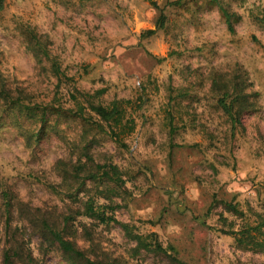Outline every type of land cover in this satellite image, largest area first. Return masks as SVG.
Here are the masks:
<instances>
[{
  "label": "rangeland",
  "instance_id": "rangeland-1",
  "mask_svg": "<svg viewBox=\"0 0 264 264\" xmlns=\"http://www.w3.org/2000/svg\"><path fill=\"white\" fill-rule=\"evenodd\" d=\"M152 1L158 9L145 0H3L0 76L13 100L20 92L47 106L56 96L72 108L69 85L56 94V63L71 86L103 90L105 105L129 101L136 128L123 149L85 133L76 117L49 113L37 136L39 123L0 101V182L31 205L62 206L44 183L60 182L56 162L86 136L96 161L116 164L126 180L119 221L173 243L186 264H261L264 256L238 249L223 232L264 213V0H221L232 31L213 0ZM224 94L239 113L234 127L218 103ZM94 237L120 264H168L154 253L130 257L133 243L116 226ZM44 258L67 264L55 250Z\"/></svg>",
  "mask_w": 264,
  "mask_h": 264
},
{
  "label": "trees",
  "instance_id": "trees-1",
  "mask_svg": "<svg viewBox=\"0 0 264 264\" xmlns=\"http://www.w3.org/2000/svg\"><path fill=\"white\" fill-rule=\"evenodd\" d=\"M158 9L156 2L145 0ZM182 0L167 1L168 6H178ZM217 4L229 31H232V15L226 10L221 0ZM3 0H0V11ZM165 16L160 14L157 28L162 29ZM261 23H264L262 20ZM152 35L155 31H147ZM44 55L45 52H42ZM52 73L58 83L56 94L64 82L70 86L68 102L72 108H62L55 96L47 106L32 103L18 92V98L12 99V92L0 76V101L17 105L16 113L29 121L39 123L37 136H41L48 121L49 113L65 118L76 117L88 131L95 130L105 134L120 148L126 149V139L136 128L135 121L126 116L124 103L129 101L113 100L108 105L101 102L103 90L86 93L78 90L71 79L53 63ZM226 94V93H225ZM218 100L223 113L229 118L232 127L240 123L239 113H234L233 101L226 104L228 94ZM88 130V131H87ZM35 133L30 132L27 140H34ZM36 139V138H35ZM61 139L68 144L64 137ZM71 156L58 160L55 170L60 177L59 183L45 182L48 190L61 197L62 206H34L21 200L10 185L0 182V264H45V255L50 250L60 254L67 264H120L111 255L105 253L95 240V231L100 227L116 226L125 238L133 243L130 257H137L142 252L161 256L168 264H186L178 256L173 243L163 246L156 233L140 234L132 226L116 218V212L122 208L120 201L127 195L126 180L118 166L113 163L97 162L90 150L92 143L84 136ZM74 146V145H73ZM75 151V152H74ZM59 207V208H58ZM229 211L236 215L242 213L231 204H226ZM231 237L238 249L252 251L264 256V213H254L253 220L245 221L237 230L223 232ZM80 234L84 246L76 238ZM33 238L37 244H33ZM261 264H264V260Z\"/></svg>",
  "mask_w": 264,
  "mask_h": 264
}]
</instances>
